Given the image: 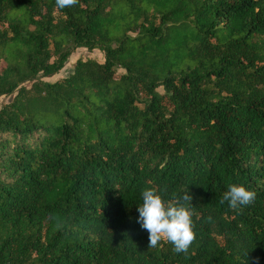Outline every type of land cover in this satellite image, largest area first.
<instances>
[{"label": "trees", "instance_id": "trees-1", "mask_svg": "<svg viewBox=\"0 0 264 264\" xmlns=\"http://www.w3.org/2000/svg\"><path fill=\"white\" fill-rule=\"evenodd\" d=\"M9 96L0 264H264V0H0ZM147 187L191 195L187 251L149 247Z\"/></svg>", "mask_w": 264, "mask_h": 264}, {"label": "clouds", "instance_id": "clouds-1", "mask_svg": "<svg viewBox=\"0 0 264 264\" xmlns=\"http://www.w3.org/2000/svg\"><path fill=\"white\" fill-rule=\"evenodd\" d=\"M74 3V0H55L57 8L63 9ZM255 192L240 184H230L223 192L220 203L225 202L231 209L240 210L255 200ZM141 202L136 206V222L141 229L148 232L149 247L158 246L166 240L175 252L188 250L194 239L192 230L191 195L183 192L181 202L173 205L167 203L162 194L155 188H144L140 193Z\"/></svg>", "mask_w": 264, "mask_h": 264}, {"label": "rangeland", "instance_id": "rangeland-1", "mask_svg": "<svg viewBox=\"0 0 264 264\" xmlns=\"http://www.w3.org/2000/svg\"><path fill=\"white\" fill-rule=\"evenodd\" d=\"M80 59V60H86V59H92L97 62H102L103 61V55L101 52L98 50L94 51H87L86 49H77L75 52L70 56V58L67 60L66 64L64 65L63 69L57 74L56 76L49 78V79H44V81L47 82H55L58 81L59 79L67 77L69 74H71L75 62ZM124 73L122 70L117 71V76L120 74ZM160 92H162L161 89H159ZM13 96L9 97H1L0 98V108L3 104H8L12 101Z\"/></svg>", "mask_w": 264, "mask_h": 264}]
</instances>
